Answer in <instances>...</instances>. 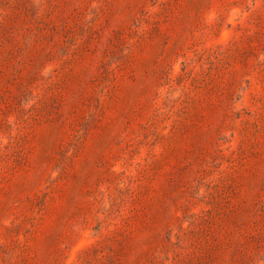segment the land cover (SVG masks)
I'll return each instance as SVG.
<instances>
[{"label": "rangeland", "instance_id": "374dc122", "mask_svg": "<svg viewBox=\"0 0 264 264\" xmlns=\"http://www.w3.org/2000/svg\"><path fill=\"white\" fill-rule=\"evenodd\" d=\"M0 264H264V0H0Z\"/></svg>", "mask_w": 264, "mask_h": 264}]
</instances>
